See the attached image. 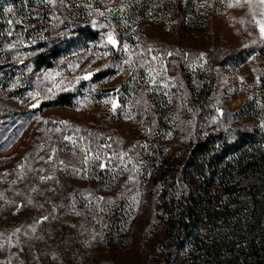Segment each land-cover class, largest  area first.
<instances>
[{"label": "rangeland", "instance_id": "obj_1", "mask_svg": "<svg viewBox=\"0 0 264 264\" xmlns=\"http://www.w3.org/2000/svg\"><path fill=\"white\" fill-rule=\"evenodd\" d=\"M1 6L13 39L0 45V264H160L152 180L225 113L258 103L264 2ZM84 27L95 39L74 46ZM40 42L65 48L55 67L27 57ZM68 92L73 107L59 104Z\"/></svg>", "mask_w": 264, "mask_h": 264}, {"label": "trees", "instance_id": "obj_2", "mask_svg": "<svg viewBox=\"0 0 264 264\" xmlns=\"http://www.w3.org/2000/svg\"><path fill=\"white\" fill-rule=\"evenodd\" d=\"M6 26L1 6L0 45L13 39ZM80 31L82 38L74 46L97 35L90 27ZM49 44L40 42L36 51L27 47L22 54L32 50L27 57L38 70L53 68L66 51L61 44ZM259 51L264 55V46ZM240 57L242 53L234 58ZM75 99L74 92L63 93L59 104L73 107ZM152 183L166 234L160 264H175L181 247L185 264H264V70L258 103L244 105L233 116L225 113L183 159L158 171Z\"/></svg>", "mask_w": 264, "mask_h": 264}, {"label": "snow or ice", "instance_id": "obj_3", "mask_svg": "<svg viewBox=\"0 0 264 264\" xmlns=\"http://www.w3.org/2000/svg\"><path fill=\"white\" fill-rule=\"evenodd\" d=\"M262 2H264V0H262ZM6 11L9 12V13H11L13 11V9L11 7H9V8L6 9ZM9 23H11V21H9ZM261 32H262V34H264V26H262ZM109 38L111 40V34H109ZM111 43H113L115 45L116 44V41L115 40H111ZM169 55H171V53H169ZM153 59H156V57H153ZM45 219H47V217H45ZM16 231L18 232L19 229H17Z\"/></svg>", "mask_w": 264, "mask_h": 264}]
</instances>
